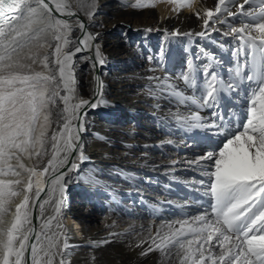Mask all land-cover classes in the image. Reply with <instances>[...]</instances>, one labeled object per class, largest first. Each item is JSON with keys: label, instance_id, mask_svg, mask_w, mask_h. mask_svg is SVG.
<instances>
[{"label": "bare ground", "instance_id": "6f19581e", "mask_svg": "<svg viewBox=\"0 0 264 264\" xmlns=\"http://www.w3.org/2000/svg\"><path fill=\"white\" fill-rule=\"evenodd\" d=\"M18 3L0 26V77L18 84L0 117L13 124L24 90L36 187L0 214V264H264V87L255 135L214 123L264 76V0Z\"/></svg>", "mask_w": 264, "mask_h": 264}, {"label": "rangeland", "instance_id": "374dc122", "mask_svg": "<svg viewBox=\"0 0 264 264\" xmlns=\"http://www.w3.org/2000/svg\"><path fill=\"white\" fill-rule=\"evenodd\" d=\"M90 1H92V0H90ZM92 5L93 4H91V6L89 5V9L92 7ZM254 69L255 70H253V72L255 74L260 75V73H256L258 70V67L255 66ZM253 78H257L256 81L258 82L259 89L256 92L252 93V94H254V95H252V97L250 94L249 101H248L247 105L246 106L244 105L242 107L243 110L245 111V117L239 116V117H237V119L234 118L233 121L226 118L227 123L225 125H222V128L224 129L225 132H228V131L235 132V135H233V138L237 137L239 135L238 133H244L245 132V134H247V135H250V134L255 135L256 134V132L247 128L249 121H250V111L249 110L250 109L254 110L256 108V106H257L256 104H258V98L262 95L261 89L264 87V76L263 77L262 76L256 77L254 75ZM262 81H263V83H262ZM14 84L9 79L0 77V101L7 94L9 95L10 93L14 92L13 89H15L16 86L18 85V84H15V85ZM24 92H25L24 90H20V91L18 90L15 92V94L17 93L16 98H15L16 102H15L14 107H13L14 108L13 111H15V109L17 108V111L15 113L16 118H14L15 123L13 122L12 125L5 126L4 124H2V120L0 117V154H1L0 155V214H3V212L5 210L4 208H6L8 206V204H10L17 197V195H20L22 190H25L26 188L30 189L32 186L34 188L36 187V185H35L36 180L33 179L34 172H33V170H31L32 166L30 165L29 162H30V158L33 155L34 147L36 144L37 122L35 120L36 119L35 116H33V114H32L31 106H30V104H28L29 100H26V98H25L26 94H24ZM18 101H20V103ZM17 119H19V120H17ZM29 123H31V125H33L32 128H31ZM247 131H248V133H246ZM199 136L200 135H196V138L199 141L203 140V137H199ZM19 145H21V146L18 147ZM21 147H23V148H21ZM198 172L200 174L195 173V175L197 176V177L195 176L196 179H198V181L202 184L203 183L209 184L211 181V178H209L207 176V174L204 173L203 170L198 171ZM28 175H30V176H28ZM20 183H22V184H20ZM237 184L238 183H235V188H234L235 194H237V190H236ZM186 188H187L186 186L181 185L182 190H185ZM193 190H194V193L192 194L193 196L190 195L191 199L193 201L198 200L199 204H201V205H202V203L206 206L210 205L209 207L211 208V212H212L215 220L216 221L218 220V222H219V220L222 221L223 217H224L223 216L224 212L220 209L219 210L217 209L218 204L221 202V200L219 202H217L215 197L208 195L206 193L199 194L196 192V190L194 188H193ZM23 194H25V193H23ZM24 196L29 197L28 191H27V194ZM211 202H212V204H211ZM169 208L173 212H175L177 214V216L182 217V212L178 206H176L175 204H172ZM260 208H261V205L258 204L255 207L254 206L252 207V211L253 212L255 211L254 213H256L257 215H260L259 214ZM93 210H94V213L92 214L90 221L93 224L97 225L101 229V226L102 227L104 226L103 217H101L98 214V206H96ZM197 211H198V209H197ZM252 211H250L251 213L249 212L248 214H247V212L246 213L244 212V214L247 215L248 219H249V216L252 214ZM179 212L181 215L179 214ZM185 217L186 216H184V214H183V219H186ZM1 221H2V219H1ZM71 225L73 228V233H70V235H72V237H75V236L78 237L79 240H83L82 235L78 236V234H76L77 232L75 230V225L74 224H71ZM237 227L241 228V225L237 224ZM243 227H244V222H243ZM244 229H245V227H244ZM252 230L254 232L255 227H253ZM252 230H251V232H252Z\"/></svg>", "mask_w": 264, "mask_h": 264}]
</instances>
